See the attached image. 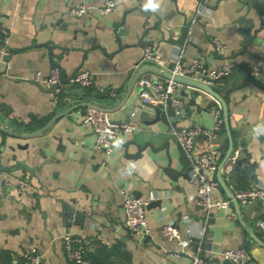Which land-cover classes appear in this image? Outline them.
Wrapping results in <instances>:
<instances>
[{"label":"crops","instance_id":"obj_1","mask_svg":"<svg viewBox=\"0 0 264 264\" xmlns=\"http://www.w3.org/2000/svg\"><path fill=\"white\" fill-rule=\"evenodd\" d=\"M106 1L0 0V39L3 31L7 33L6 54L0 52V105L7 109L0 107L4 168L0 170V250L10 251L14 264H23L27 251L41 254L43 264H71L63 243L69 236L90 248L120 244L115 264H192L191 256L200 245L204 258L221 261L220 252L241 247L251 255L246 264H264V246L241 224L264 243V229L259 226L264 221V200L239 205V214L233 204L213 210L205 234H198L205 216L193 203L190 163L170 128L212 129V96L184 86L180 91L184 106L178 111L170 108L167 115L157 116L148 108L146 120L131 119V112L138 114L144 108L137 80L164 81L150 68L170 72L180 49L184 65L203 57L210 69L219 70L231 61L233 77L228 81L231 72L215 84L221 89L228 85L219 95L228 108L233 143L220 175L231 192L264 185V25L250 8L264 0H208L200 15L196 10L201 0H110L115 7L102 15L97 9ZM80 4L90 11L71 18L69 8ZM246 29L258 33L244 47ZM214 38L227 46V58L215 53ZM146 45L155 47L164 65L142 59ZM249 65L259 68V77H252ZM53 67L64 71L67 79L87 70L92 84L82 92L78 86L68 88V80L55 96L35 81L37 74L47 75ZM87 102L109 108L114 120L138 128L118 133L108 158L94 148V134L82 125L86 107L78 104ZM62 112L67 113L46 130L31 134ZM227 139L224 128L217 139L199 138L196 148L215 149L220 165L228 150ZM134 140L152 143L153 161L126 159V152L136 150ZM236 160L242 162L237 169ZM218 172L213 174L217 181ZM5 178L9 187L4 186ZM121 187L136 197L153 194L146 210V237L123 226ZM214 197L228 198L221 187ZM231 211L236 220L230 218ZM169 222L178 226L185 244L163 236L162 226Z\"/></svg>","mask_w":264,"mask_h":264},{"label":"built area","instance_id":"obj_2","mask_svg":"<svg viewBox=\"0 0 264 264\" xmlns=\"http://www.w3.org/2000/svg\"><path fill=\"white\" fill-rule=\"evenodd\" d=\"M208 0H201L198 3L196 15L204 12ZM115 7L113 1H106L105 4L98 8L97 11L104 15ZM90 9L85 4L75 5L69 8L68 15L71 18H78ZM195 22V19L191 24ZM190 33V31H189ZM6 31H3L0 39V52L6 54L4 38ZM214 51L217 55L227 58V46L219 38L212 40ZM183 49H180L174 57V64L170 70L171 78L162 82L150 80L147 78H139L137 80L138 97L143 107L151 106L159 108L161 112L167 115L170 108L178 111L184 106V100L180 94L183 84L173 80L174 76H180L197 80L207 84H216L221 78L227 76L234 70V64L231 61H226L219 70L210 69L203 57L194 58L190 64L184 65L182 62ZM142 59L144 61H153L159 65H164L161 57L156 53L153 45H146L142 49ZM250 74L253 78L260 75L259 68L255 65H249ZM61 70L59 67H53L47 75L37 74L35 81L50 87L54 84H59ZM71 84L81 88H87L92 84V76L87 70L78 71L69 79ZM59 92V88L56 89ZM215 122L212 129L207 130L200 125H192L184 128H170L171 134L174 136L180 149L190 163V180L195 188L193 195V203L199 207L205 216L204 226L199 231V236L205 234V227L210 218L211 212L217 209H227L232 205V199H216L214 193L220 189V184L213 177L219 165L218 153L215 149L198 150L196 142L199 138L205 136L208 139H217L221 134L223 117H221V105L217 103L213 109ZM82 125L89 128L95 137L94 148L101 151L106 158L113 153V146L117 134L120 132L132 133L137 130L134 123H123L114 120L111 117V110L104 106L90 105L86 107L82 116ZM4 186L9 187L10 182L7 178L3 181ZM120 198V206L123 212L122 224L131 233L146 237L149 234V223L147 219V205L153 199V194L148 193L146 197L134 196L127 187H121L118 190ZM233 199L238 205H246L255 200H264V185L252 186L246 189H234ZM230 218L236 220L235 212H230ZM260 228L264 229V221L259 223ZM161 232L163 236L178 244H185L182 239L181 232L178 226L169 222L162 226ZM190 234V230H187ZM64 250L69 257L71 264H89L85 258L87 245L81 240L64 236ZM203 247L197 248L196 253L191 256L192 264H246L251 260L250 253L245 248L227 249L220 252L219 256L222 259L214 260L211 257L204 258L202 256ZM23 264H43L42 255L34 251H27L23 254Z\"/></svg>","mask_w":264,"mask_h":264},{"label":"water","instance_id":"obj_3","mask_svg":"<svg viewBox=\"0 0 264 264\" xmlns=\"http://www.w3.org/2000/svg\"><path fill=\"white\" fill-rule=\"evenodd\" d=\"M172 1H176V0H172ZM250 8H253L254 10H256L258 16L263 20L261 22V24L264 25V3L259 4L258 2H254L253 6H251ZM249 25H252V22L249 21ZM257 33H258V30L253 31V34H251L248 29L244 30L243 34H244V37L246 38V40L243 42V46L246 47L250 43H252L253 40L256 38V34ZM150 69L154 73L159 74V75L163 76L166 79L172 77L170 72H162V71H160V70H158L156 68H150ZM239 72L243 73L241 70H239ZM234 74H235V71L233 70L232 74L228 77V81H230V79L233 77ZM68 80L69 79L66 78L65 72L61 71V77H60L59 84H54V85L46 88V90L48 92H50V93H53L56 96L57 95L56 89L59 88V91L61 92L62 91L61 90V85L64 84V83H67ZM173 80H175L176 82H178L180 84H183L184 86L191 87V88H194V89H197V90H200V91H202L204 93L209 94L213 98V100L211 101V104H215L216 105L217 103H219L221 105L222 117H223V125H224L225 131L227 133V137H228V139H227L228 140V150H227L223 160L221 161V163L219 165V168H218L219 172H218V178L217 179H218V182L220 184V187L226 192L228 198L232 199V204H233L234 208L236 209L237 214H239L240 213L239 205H238L237 201L235 199H233L232 192L230 191L226 181L220 175V170L222 169V166L229 159V157L231 156L232 151H233L232 137H231L229 123H228V108H227V105H226V102L224 101V99L219 95V91L225 90L228 87V85L225 88L221 89L215 84H207V83H203V82H200V81H197V80H192V79L185 78V77H180V76H174ZM68 83H69L68 88L75 87L74 84H71L70 82H68ZM81 91L83 92L82 88H81ZM64 100H65L64 97L60 98V102L61 103H63ZM78 105L79 106H85V107H88L90 105L100 106L99 104H97L95 102H92L91 104L89 102H87V103L78 104ZM0 107L3 108L4 110H7L6 107H4L3 105H0ZM73 107H76V105L73 106ZM148 108L154 109V111L157 114V116H159L160 113H161V110L159 108H153L151 106H145L142 110H140L138 112V114H134V112H131V116L133 115L132 118H131L132 121L136 122V121L141 120V119L142 120H146L145 118H146V114H147ZM67 112H62L60 114H57V115L53 116L52 119L45 126H43L39 130H37V131H35V132L31 133V134L32 135H36V134H39L42 131L46 130L54 120H56L60 116L65 115ZM131 143L135 146L136 150L132 154H128L126 152V154H125L126 159H128V160H130L132 162L139 161V160H142V159H151L152 160L151 154H155L156 150L153 148L151 142L139 143V142L134 140ZM226 144H227V142L224 141L223 142V147H225ZM147 149H150L151 153H149L147 151ZM234 163H235L234 166L237 169V167L240 166L242 162H241V160H236ZM0 170L1 171L4 170V168L1 165H0ZM151 204H153V203H151ZM70 216H71V213L69 214V217ZM241 224L244 226V228H246V230L248 231L249 235L251 236V238L253 240H255L260 245L264 246V243L261 242L255 236V234L253 233L252 229H250L249 227H246L243 221L241 222Z\"/></svg>","mask_w":264,"mask_h":264},{"label":"trees","instance_id":"obj_4","mask_svg":"<svg viewBox=\"0 0 264 264\" xmlns=\"http://www.w3.org/2000/svg\"><path fill=\"white\" fill-rule=\"evenodd\" d=\"M222 117V112H221ZM224 132V126L222 124L221 133ZM249 188V187H248ZM246 189V188H240ZM93 248L87 246L85 258L89 264H115L114 257L117 256V251L120 248V244L98 245L93 244ZM0 263L1 264H14V255L5 249L0 250ZM19 264V263H17Z\"/></svg>","mask_w":264,"mask_h":264}]
</instances>
